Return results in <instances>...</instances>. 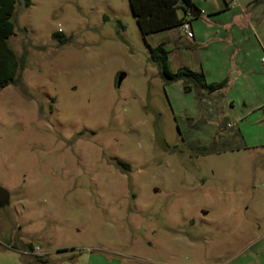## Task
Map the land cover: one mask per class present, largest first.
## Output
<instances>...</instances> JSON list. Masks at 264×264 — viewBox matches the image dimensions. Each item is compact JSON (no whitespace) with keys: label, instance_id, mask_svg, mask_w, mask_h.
<instances>
[{"label":"rangeland","instance_id":"374dc122","mask_svg":"<svg viewBox=\"0 0 264 264\" xmlns=\"http://www.w3.org/2000/svg\"><path fill=\"white\" fill-rule=\"evenodd\" d=\"M30 1L0 90V264H264V150L190 148L128 0Z\"/></svg>","mask_w":264,"mask_h":264},{"label":"crops","instance_id":"0c3cea01","mask_svg":"<svg viewBox=\"0 0 264 264\" xmlns=\"http://www.w3.org/2000/svg\"><path fill=\"white\" fill-rule=\"evenodd\" d=\"M191 3L197 10L186 15L191 39L179 27L146 37L151 47L164 45L173 72L188 67L208 84L225 82L213 92H184L181 81L164 87L179 133L190 148L264 150V0ZM24 243L20 251L31 257Z\"/></svg>","mask_w":264,"mask_h":264},{"label":"trees","instance_id":"16d2710c","mask_svg":"<svg viewBox=\"0 0 264 264\" xmlns=\"http://www.w3.org/2000/svg\"><path fill=\"white\" fill-rule=\"evenodd\" d=\"M18 1L0 0V90L19 82V72L23 69L26 58L25 54L18 58L8 44V39L15 30V23L12 18ZM22 1L26 8L31 4L30 0ZM128 2L141 36L146 42L150 62L156 66L163 88L176 81L182 82L184 92L192 90L213 92L224 86L225 82L206 83L201 71L191 70L188 67H180L173 72L170 70L168 51L164 45L159 44L156 47H151L146 41L148 35L179 27L182 22L186 21L188 8L193 6L191 0H128ZM118 24L124 30V26L120 22ZM54 36L60 39L61 43H68L70 40V37L65 38L60 33H56ZM191 147L201 155L208 152L205 147ZM120 164L128 168V165ZM28 248H31V245H28ZM36 259L41 261L39 257Z\"/></svg>","mask_w":264,"mask_h":264},{"label":"built area","instance_id":"2783aa9c","mask_svg":"<svg viewBox=\"0 0 264 264\" xmlns=\"http://www.w3.org/2000/svg\"><path fill=\"white\" fill-rule=\"evenodd\" d=\"M179 29L185 35L186 38L191 39L193 37V33L187 21L182 22L179 26ZM27 254L34 257H41L44 255V253L40 250L38 246H33Z\"/></svg>","mask_w":264,"mask_h":264},{"label":"water","instance_id":"95a60500","mask_svg":"<svg viewBox=\"0 0 264 264\" xmlns=\"http://www.w3.org/2000/svg\"><path fill=\"white\" fill-rule=\"evenodd\" d=\"M188 11L190 12L192 17L197 15V10L194 6L189 7ZM9 203V194L4 189L0 188V207L5 206Z\"/></svg>","mask_w":264,"mask_h":264}]
</instances>
